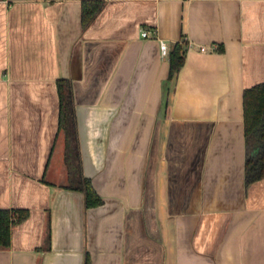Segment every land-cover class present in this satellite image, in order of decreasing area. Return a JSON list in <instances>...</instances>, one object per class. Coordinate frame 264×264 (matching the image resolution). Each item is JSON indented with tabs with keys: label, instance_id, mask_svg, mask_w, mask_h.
<instances>
[{
	"label": "crops",
	"instance_id": "0c3cea01",
	"mask_svg": "<svg viewBox=\"0 0 264 264\" xmlns=\"http://www.w3.org/2000/svg\"><path fill=\"white\" fill-rule=\"evenodd\" d=\"M183 39L170 80L160 42ZM60 80L96 207L67 188ZM263 83L264 0H0V209L28 213L0 264H264L244 123Z\"/></svg>",
	"mask_w": 264,
	"mask_h": 264
},
{
	"label": "trees",
	"instance_id": "16d2710c",
	"mask_svg": "<svg viewBox=\"0 0 264 264\" xmlns=\"http://www.w3.org/2000/svg\"><path fill=\"white\" fill-rule=\"evenodd\" d=\"M102 2H84L82 21L87 26L90 20L102 7ZM188 43L186 40L173 45L169 53V79L172 80L185 64ZM61 97V125L67 131V160L70 163L71 185L67 188L83 191L86 196V207H96L103 203L91 182L82 180L77 140V124L72 87L66 80L58 83ZM244 123L246 140L245 183H251L264 178V83L248 88L244 91ZM74 161V165L73 164ZM24 210L0 209V248L10 246L11 228L27 217ZM50 241V234L47 238ZM86 264H90L89 257Z\"/></svg>",
	"mask_w": 264,
	"mask_h": 264
},
{
	"label": "built area",
	"instance_id": "2783aa9c",
	"mask_svg": "<svg viewBox=\"0 0 264 264\" xmlns=\"http://www.w3.org/2000/svg\"><path fill=\"white\" fill-rule=\"evenodd\" d=\"M149 36L148 31L144 30L142 31V37L147 38ZM160 48L163 56H168L170 53V46L168 45L167 42L161 41L160 42ZM201 51H205V47L200 48Z\"/></svg>",
	"mask_w": 264,
	"mask_h": 264
}]
</instances>
